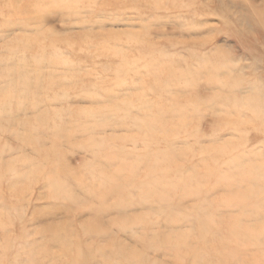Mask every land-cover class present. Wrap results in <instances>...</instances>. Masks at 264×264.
<instances>
[{
	"label": "rangeland",
	"instance_id": "374dc122",
	"mask_svg": "<svg viewBox=\"0 0 264 264\" xmlns=\"http://www.w3.org/2000/svg\"><path fill=\"white\" fill-rule=\"evenodd\" d=\"M93 1L0 0V264H264V0ZM177 64L195 85H164ZM108 136L117 193L98 215L78 144ZM60 165L87 175L68 197L44 186Z\"/></svg>",
	"mask_w": 264,
	"mask_h": 264
},
{
	"label": "bare ground",
	"instance_id": "6f19581e",
	"mask_svg": "<svg viewBox=\"0 0 264 264\" xmlns=\"http://www.w3.org/2000/svg\"><path fill=\"white\" fill-rule=\"evenodd\" d=\"M95 1V0H94ZM94 1H93V3H94ZM125 1V0H124ZM124 1H123V3H124ZM182 1H184V2H186L187 0H182ZM158 0H155V4L157 5L158 4ZM183 2V3H184ZM190 2L192 3V4H196L195 2H197V0H190ZM89 3H91V0H47V3L46 4H48V6H56V7H59V8H64V9H66L67 11H75V10H79V9H84V8H86L88 5H89ZM0 4H1V2H0ZM121 4V3H120ZM129 4H131V3H129ZM127 5V4H126ZM30 6V5H29ZM90 6V5H89ZM124 8V7H123ZM125 8H128V7H125ZM130 8V7H129ZM6 13V12H5ZM19 21V20H18ZM20 21H22L21 19H20ZM5 23V22H4ZM10 23H13V22H11L10 21ZM22 23H24V22H22ZM18 24H21V23H19L18 22ZM6 25V24H5ZM51 44V43H50ZM52 45V44H51ZM51 45H50V47H51ZM58 45H60V44H58ZM54 46H56V44H54ZM59 47V46H58ZM61 47V46H60ZM66 47V46H65ZM64 47V48H65ZM53 49V48H52ZM58 49H60V48H58ZM54 50H55V48H54ZM62 50V49H61ZM60 51V50H59ZM55 52V51H54ZM115 55V54H114ZM44 58V57H43ZM55 61V60H54ZM25 63V62H24ZM28 63V62H27ZM160 63V62H159ZM160 65V64H159ZM160 67V66H159ZM181 68H183L182 67V64H177V65H174L173 66V70H177V72L178 73H176L175 75H174V77H171L170 79H169V77L165 80V83H164V85H168V84H170V83H172V85H174V86H178V87H180V88H185L186 86H188L189 84H194L195 85V81H193L191 78H189V76H188V74H189V71H190V67L188 66V64H186V67H184V69L182 70ZM123 71H125V70H120V73H118V75L116 76L117 77V81L119 80L120 82L117 84H114V87H116V86H118L119 88H122L123 86H124V84H125V76L122 74V72ZM74 78V77H73ZM253 87H254V85H253ZM251 88H252V86H251ZM254 89H256V88H254ZM254 89L253 90H251V92H254ZM260 89H259V93H260ZM131 94V93H130ZM249 94V93H248ZM255 95V97H250V98H248L247 99V101L250 103L249 105H251V103H252V105H253V103H255V101H257V95H256V93H254ZM261 94V93H260ZM249 95H253L252 93L251 94H249ZM96 96H100L99 94H97L96 93ZM261 96V95H260ZM259 97V96H258ZM257 98V99H256ZM260 98V97H259ZM261 98H263V97H261ZM260 101V100H259ZM223 102V101H222ZM240 102V101H239ZM263 102V101H262ZM234 104H235V102H234ZM237 104V103H236ZM239 105H240V103H238ZM263 104V103H262ZM233 105V104H232ZM246 105V104H245ZM228 106H229V104H228ZM235 106V105H234ZM152 107V106H151ZM253 108V107H252ZM264 110V109H263ZM19 111V110H18ZM254 112L256 113V112H259L260 113V110H258V109H256V110H254ZM262 113H264L263 111H261ZM143 115V114H142ZM242 116V115H241ZM143 118V117H142ZM101 120V119H100ZM99 120H97V122L96 121H94V125H98V126H109V123L108 122H105L104 120H102V122H98ZM68 122V121H67ZM105 122V123H104ZM5 123V122H4ZM3 123V124H4ZM7 123H8V121H7ZM99 123V124H98ZM149 123V122H148ZM6 124V123H5ZM57 124V123H56ZM148 126V125H147ZM94 130H91V132H93ZM99 131V130H98ZM29 135H31V133H29ZM45 135V134H44ZM27 136V135H26ZM33 136V135H32ZM63 136V135H62ZM66 136V135H65ZM65 136H63V137H65ZM23 137V136H22ZM21 137V139L20 140H24V137L22 138ZM26 138V137H25ZM36 138H37V136H36ZM40 138V137H39ZM50 138V137H49ZM43 139V138H42ZM22 140V141H23ZM40 140V139H39ZM39 140H38V142H39ZM108 141L109 143L108 144H103V141ZM26 141H28V140H26ZM40 141H43V140H40ZM116 141V138L115 137H110V136H108V137H104V138H97V139H94V138H92V137H89V138H87L84 142H82V143H79L78 144V146H80V147H82L83 149H85V151L86 152H88V155L90 156V157H92V158H94V160L96 159V161H94V163L95 164H88L89 165V167H94V168H92V174H90V175H88V176H90V178L91 179H93L92 177H94L95 179H97L98 180V184H99V186L98 187H96L98 190H95V189H88L87 190V192L86 193H88L89 194V196H91V198H93V199H95L96 201H98V203H99V206H98V208H96L94 211L96 212V214L98 213V215L101 213V211L103 210V208L104 207H106L105 206V204H106V199L108 200V198L110 199V198H112V199H116V197H114L115 195H116V193H117V183H116V181H117V167H118V162H117V155H118V153H117V149L115 148V144H114V142ZM24 143V142H23ZM22 143V144H23ZM52 143H53V147H51L50 148V150L48 149V151L47 152H45V151H43L42 153H43V157H45V159L43 158V157H41L42 159H44V160H46V158L48 159V158H51V159H55V161L57 160V157H56V155H57V152H58V149L56 148V146H58L57 145V143H58V141H57V138H55V139H53L52 140ZM26 144V143H25ZM27 144H28V142H27ZM34 144V143H33ZM39 144V143H38ZM37 144V145H38ZM33 146V145H32ZM31 146V147H32ZM41 146H43L42 145V142H41ZM38 148V147H37ZM34 150H35V152L36 153H38L37 151H36V148H33ZM40 150H41V148H39ZM33 150V151H34ZM39 151V150H38ZM42 151V150H41ZM41 151H39V152H41ZM62 152V151H61ZM59 153V152H58ZM41 154V153H40ZM21 155V154H20ZM27 155V154H26ZM34 155V154H33ZM59 155H61L60 153H59ZM35 156V155H34ZM33 156V157H34ZM37 156H38V154H37ZM51 156H54L53 158L51 157ZM16 159H17V157H16ZM16 159H15V161H16ZM20 159V158H19ZM30 159H31V157H30ZM30 159H29V161H30ZM37 159V158H36ZM40 159V158H39ZM21 160V159H20ZM20 160H17V164H20L19 162H20ZM26 160V159H25ZM28 160V159H27ZM32 161L31 162H33L32 164H34V161H33V159H31ZM41 160V159H40ZM40 160H38V161H40ZM49 160V159H48ZM48 160H47V162H48ZM60 160V159H59ZM24 161V160H23ZM130 161V160H129ZM2 162H5L6 164L5 165H8L9 163L8 162H6V161H2ZM54 162V161H53ZM153 162V161H152ZM13 162H11V164H12ZM22 163V162H21ZM25 163H26V161H25ZM28 161H27V164L26 165H28ZM36 163V162H35ZM39 163V162H38ZM59 163V162H58ZM64 163V162H63ZM14 164V163H13ZM23 164H24V162H23ZM45 164H47L46 163V161H45ZM44 164V165H45ZM22 165V164H21ZM35 165V164H34ZM55 165V164H54ZM1 166V165H0ZM3 166V165H2ZM29 166H31V165H29ZM37 166V165H36ZM53 166V165H52ZM253 166V165H252ZM7 167V166H6ZM32 167V166H31ZM34 167V166H33ZM33 167L31 168L32 170H34L33 169ZM46 167V166H45ZM55 167V166H54ZM2 168H4V166L2 167ZM1 167H0V169H2ZM12 168V166L11 167H9V169H11ZM15 168H17V170H19L18 168L19 167H16L15 166ZM15 168H13V169H15ZM23 167H21V169H22ZM27 168V167H26ZM29 168V167H28ZM36 168V167H35ZM50 168H51V166H50ZM84 168V167H83ZM5 169V168H4ZM8 169V168H7ZM46 169V168H45ZM44 169V170H45ZM106 169H108V170H106ZM3 170V169H2ZM23 170V169H22ZM30 170V169H29ZM52 170V169H51ZM16 171V170H15ZM14 171V172H15ZM21 171V170H20ZM25 172V174L27 175V171L26 170H24ZM31 171V170H30ZM0 172H1V170H0ZM4 172V171H3ZM32 172V171H31ZM34 172V171H33ZM40 172V171H39ZM49 172V171H48ZM6 173H8L7 171H6ZM19 173V171L17 172V174ZM45 173H47V172H45ZM5 174V173H4ZM9 174H11V173H9ZM16 174V173H15ZM22 174L23 173H21V176H22ZM32 174V173H31ZM40 174H42V175H44V173H40ZM244 174V173H243ZM19 175L20 174H18V176L17 177H19ZM33 175V174H32ZM35 176H33V177H35V178H37L38 176H40V175H38V176H36V174H34ZM84 175V174H83ZM0 176H2L1 175V173H0ZM6 176V175H5ZM5 176H3V177H5ZM8 176V175H7ZM6 176V177H7ZM11 176V175H10ZM47 176V180H45V181H48V183L47 182H45L44 183V186L46 185V186H50V192H52V194L54 195V197H55V195H56V197L58 196H67L68 197V193H70V192H68L67 193V191L65 190L66 188H65V186L67 187V185H65V180H74V181H79L80 183L82 182V180L85 178V176H87L86 174L84 175V177L83 176H81L80 174H77L76 172H72L71 171V168H69V167H67L66 165H60V167H56L55 169H53L52 171H50L49 173H48V175H46L45 174V176L44 177H46ZM32 177V176H31ZM42 177V176H41ZM28 178H30V176H29V174H28V176H27V179ZM43 178V177H42ZM42 178H41V182H44V181H42ZM88 178V177H87ZM1 179H3V178H1ZM11 180V179H10ZM10 180H9V182H10ZM12 180H14V179H12ZM11 180V181H12ZM24 180H26V179H24ZM37 180V179H36ZM85 180H86V178H85ZM84 180V181H85ZM2 180H0V182H1ZM4 181H7V180H4ZM23 180H20V183L22 182ZM35 181V180H34ZM15 182H17L18 183V180L16 181H14V184H15ZM32 181H31V179H30V183H31ZM94 182V179H93V181L91 182V184ZM7 183V182H6ZM23 183L25 184V182L23 181ZM33 183V182H32ZM11 184V183H10ZM13 184V183H12ZM24 184H22L23 186H24ZM27 184V183H26ZM87 184V183H86ZM90 184V185H91ZM18 185H20V184H18ZM29 184H27L26 186H28ZM8 186V185H7ZM11 185H9V187H10ZM15 186H17L16 184H15ZM23 186H22V189H24L23 188ZM86 186H88V185H86ZM93 186V185H92ZM0 187H1V183H0ZM14 187V185H12V188ZM18 187V186H17ZM34 187V186H33ZM78 187V186H77ZM84 187H85V185H84ZM83 186H82V188H80L81 190H83V188H84ZM3 188V187H2ZM16 188V187H15ZM19 188V187H18ZM86 188V187H85ZM87 188H89V187H87ZM10 189V188H9ZM17 189V188H16ZM26 189V188H25ZM29 189V188H28ZM68 189V188H67ZM6 190H7V187H6ZM30 190H31V188H30ZM34 190V189H33ZM32 190V191H33ZM48 190V189H47ZM72 190V189H71ZM70 190V191H71ZM75 190L76 189H74V192L73 193H75V195H76V192H75ZM86 190V189H85ZM8 191V190H7ZM11 191V190H10ZM17 191H19L18 189H17ZM25 192L24 193H26V190H24ZM48 193H49V191H47ZM46 192V193H47ZM71 192V193H72ZM14 193V192H13ZM21 193V192H20ZM19 193V196L21 195ZM23 193V192H22ZM23 193V194H24ZM28 193H31V192H28ZM47 193V194H48ZM2 194V196H3V193H1ZM5 194V193H4ZM10 194H12V193H10ZM17 194V193H16ZM87 194V195H88ZM8 195V194H7ZM18 195V194H17ZM17 195H14L15 196V198H16V196ZM25 195H27V194H25ZM25 195H22L21 196V198H22V200H24L23 199V196H25ZM8 196H10V195H8ZM14 196H11L12 198L14 197ZM52 196V195H51ZM73 196V195H72ZM47 197H48V195H47ZM53 197V196H52ZM53 197V198H54ZM70 197V196H69ZM107 197V198H106ZM18 198V197H17ZM21 198H20V201H21ZM25 198V197H24ZM51 198V197H50ZM74 198V196L72 197V201L74 200L73 199ZM106 198V199H105ZM144 198H146V197H144ZM11 199V198H10ZM52 199V198H51ZM55 199V198H54ZM111 199V200H112ZM1 200V199H0ZM67 200V199H66ZM69 200V199H68ZM76 200V199H75ZM2 201V200H1ZM5 201V200H4ZM70 201V200H69ZM69 201H66V202H68V203H71V202H69ZM79 201V200H78ZM116 202V201H115ZM255 202V201H254ZM2 203V202H1ZM15 203V202H14ZM72 203H74V202H72ZM79 203V202H78ZM75 204V203H74ZM83 204V203H82ZM75 205H81L80 203L79 204H75ZM110 205V204H109ZM115 205V204H114ZM101 206V207H100ZM112 206H113V202H112ZM15 207V206H14ZM20 207V206H19ZM2 209H3V206L1 207ZM0 208V210H2ZM12 208V207H11ZM16 208H17V206H16ZM15 208V209H16ZM21 208V207H20ZM107 208H108V206H107ZM5 209V208H4ZM3 209V211H5ZM15 209L13 210V212L15 211ZM19 209V208H18ZM9 210V209H8ZM20 210V209H19ZM68 210V209H67ZM11 211V210H10ZM10 211H9V213H10ZM2 212V211H1ZM17 212H19L20 213V211H16V213ZM2 214H3V212H2ZM5 214H6V212H5ZM1 215V214H0ZM12 215V214H11ZM17 215H18V213H17ZM6 216V215H5ZM4 216V217H5ZM7 216H9L8 214H7ZM6 216V217H7ZM19 216V215H18ZM5 217V218H6ZM13 218H14V216H12ZM22 217H24V216H21L19 219L21 220V223L24 221H22ZM0 218H1V216H0ZM7 218H9V217H7ZM6 218V219H7ZM95 218V217H94ZM97 218H98V216H97ZM4 219V218H3ZM15 219V218H14ZM96 219V218H95ZM5 220V219H4ZM10 220V218L8 219V221ZM20 220H19V222H20ZM94 220V219H93ZM3 221V220H2ZM14 221V220H13ZM95 222V224L93 225V224H90V225H88L87 227V229L89 230H94V231H97V228L99 229V226H100V224H99V219L98 220H94ZM6 222V221H5ZM64 222H66V221H64ZM2 223V222H1ZM8 223V222H7ZM68 223V222H67ZM66 223V224H67ZM70 223V222H69ZM68 223V225H70ZM202 224H205V222L204 221H202ZM8 226H9V223L7 224ZM6 225V226H7ZM64 225V224H63ZM62 225V226H63ZM99 225V226H98ZM102 225V224H101ZM67 226V225H66ZM104 226V225H103ZM13 227V226H12ZM97 227V228H96ZM1 228H3V229H6L5 227H1L0 226V229ZM50 228V227H49ZM52 228V227H51ZM50 228V229H51ZM66 228H68V227H66ZM204 228V226L202 225L201 226V229H203ZM256 228V227H255ZM13 229H15V228H13ZM48 229V228H47ZM55 229V228H54ZM101 229V228H100ZM251 228H248V226H247V228H245V232L247 231L249 234H250V232H249V230H250ZM2 230V229H1ZM0 230V231H1ZM63 230H65L64 228H63ZM67 230V229H66ZM89 230V231H90ZM102 230V229H101ZM100 230V231H101ZM51 231V230H50ZM55 231V230H54ZM74 231V230H73ZM77 231V230H76ZM75 231V232H76ZM84 231V230H83ZM93 231V232H94ZM251 231V230H250ZM71 232V231H70ZM79 232V231H78ZM91 232V231H90ZM98 232V231H97ZM51 233V232H50ZM53 233V232H52ZM59 233L60 232H58L57 233V235L59 236ZM69 233V232H68ZM41 234V233H40ZM44 234V233H43ZM65 234H67L66 232H65ZM72 234H73V232H72ZM78 234V233H77ZM82 234H83V232H82ZM97 233H95V234H93L94 236L96 235ZM101 234V233H100ZM99 234V235H100ZM46 235V234H45ZM68 235H70V234H68ZM85 235V234H84ZM84 235H82L83 237H84ZM92 235V236H93ZM63 236V235H62ZM73 236V235H72ZM81 236V235H80ZM96 236H98V235H96ZM101 236V235H100ZM26 237V236H25ZM49 237V236H48ZM60 237H61V235H60ZM59 237V238H60ZM64 237H66V236H64ZM168 237V236H167ZM18 238V237H17ZM22 238V237H21ZM66 238H68V237H66ZM23 239V238H22ZM21 239V240H22ZM53 239V238H52ZM55 239H58L57 238V236L55 237ZM61 239V238H60ZM59 239V240H60ZM65 239V238H64ZM63 239V240H64ZM175 239V238H174ZM20 240V239H19ZM66 240V239H65ZM68 240V239H67ZM56 241H58V240H56ZM51 242H52V240H51ZM53 242H55V240L53 241ZM63 242H66V241H63ZM69 242V241H68ZM60 243H62V240L59 242V244ZM5 244V243H4ZM19 244H22V243H19ZM28 244V243H27ZM29 244H30V242H29ZM28 244V246L26 245V243H25V247L27 246V247H30V246H34V245H29ZM36 244V243H35ZM54 244V243H53ZM59 244H58V246H59ZM63 244H65V243H63ZM68 244V243H67ZM7 245V244H6ZM62 245V244H61ZM19 246V245H18ZM46 246V245H45ZM51 246V245H50ZM67 245H65L64 247H66ZM5 247V246H4ZM13 247V246H12ZM22 247L24 248V246L22 245ZM26 247V248H27ZM63 246H61V248H62ZM20 247H18V249H19ZM26 248H24V249H26ZM33 248V247H32ZM97 248V247H96ZM21 249V248H20ZM24 249H23V251H24ZM65 249V248H64ZM99 249H101V248H99ZM34 250V249H33ZM96 250V249H95ZM102 250H104V249H102ZM30 251V254H31V249L29 250ZM29 251H27V252H29ZM105 251V250H104ZM104 251H103V253H100L101 255L103 254V256H101L102 257V259H103V257H104V255L106 254L107 255V253H110V252H112L113 250H111V251H109L108 252V250L107 251H105V254H104ZM19 252H21V251H19ZM34 252H36V251H34ZM34 252L32 251V254H34ZM78 252H79V250H78ZM102 252V251H101ZM107 252V253H106ZM41 253V252H40ZM63 253V252H62ZM21 254V253H20ZM25 254H26V251H25ZM31 254V255H32ZM44 254H45V252H44ZM77 254V253H76ZM115 254H117V253H115ZM114 254V255H115ZM23 255V254H22ZM22 255L20 256V257H22ZM27 255H28V253H27ZM38 255V254H37ZM64 255H65V253H64ZM78 255V254H77ZM76 255V256H77ZM113 255V256H114ZM30 256V255H29ZM62 256V255H61ZM83 256H84V254H83ZM86 256H88V254L86 255ZM23 257H24V255H23ZM22 257V258H23ZM31 257L32 256H30V259H31ZM33 257H35L36 258V256H34L33 255ZM32 257V258H33ZM49 257V256H48ZM80 257V256H79ZM200 257V256H199ZM21 258V259H22ZM25 258V257H24ZM74 258V257H73ZM86 258V257H85ZM99 258H100V256H99ZM98 258V260H100ZM114 258V257H113ZM118 258H119V256H118ZM21 259H18V260H21ZM26 259V258H25ZM30 259L28 260V258H27V261L29 262L30 261ZM37 259V258H36ZM75 259H77L76 257H75ZM83 259H84V257H83ZM87 259V258H86ZM85 259V260H86ZM96 259V258H95ZM44 260V259H43ZM88 260V259H87ZM23 261V260H22ZM26 261V262H27ZM95 261V260H94ZM16 262H18L17 260H16ZM16 262H15V264H16ZM25 262V261H24ZM27 262V263H28ZM32 264H34L33 263V261H30ZM35 262V261H34ZM70 262V261H69ZM74 262H76V261H74ZM86 262V261H85ZM84 262V263H85ZM18 263H21V262H18ZM36 263V262H35ZM79 264H82V262L80 263V262H78ZM88 264L90 263L91 264V262L88 260V262H87ZM94 263H96V262H94ZM14 264V263H13ZM37 264H38V262H37ZM40 264H41V262H40Z\"/></svg>",
	"mask_w": 264,
	"mask_h": 264
}]
</instances>
